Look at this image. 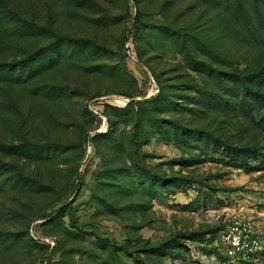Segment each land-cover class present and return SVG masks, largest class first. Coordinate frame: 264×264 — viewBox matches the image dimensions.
Instances as JSON below:
<instances>
[{"label": "rangeland", "instance_id": "rangeland-1", "mask_svg": "<svg viewBox=\"0 0 264 264\" xmlns=\"http://www.w3.org/2000/svg\"><path fill=\"white\" fill-rule=\"evenodd\" d=\"M138 1L0 0V264H264V0Z\"/></svg>", "mask_w": 264, "mask_h": 264}, {"label": "trees", "instance_id": "trees-1", "mask_svg": "<svg viewBox=\"0 0 264 264\" xmlns=\"http://www.w3.org/2000/svg\"><path fill=\"white\" fill-rule=\"evenodd\" d=\"M136 3V7L138 8V12L136 15V21H139L141 18V13L139 12V1L138 0H133ZM236 10L238 11H246L245 8V4L244 2L240 3L239 5H237ZM259 77H263L264 78V67H262L256 74ZM256 75H252L250 76V78H242L240 79V83L242 85L243 88H245L246 90L252 92L255 94V96H257V98H260L261 101L264 103V97L262 95H260L259 93H257L253 88L255 86L254 82L249 81L248 79H252L254 77H256ZM241 78V77H238ZM160 95L156 98H154L152 101H138V102H134L132 101L127 108L123 109L127 110L129 112V114L138 120V122L142 125L145 123V116L147 114H149V116L157 121V113H170L172 106L168 107L169 104H172L170 100H168L166 95H165V89L161 88L160 90ZM128 99H134L135 96H131L128 95L126 96ZM151 103V108H146V104ZM169 103V104H166ZM117 111H121V109L119 108H115ZM145 109V111H144ZM155 126H161L163 128V124L162 121L161 122H155ZM178 126V125H176ZM179 127V126H178ZM167 134V133H166ZM114 137V136H112ZM134 141H137L136 139H134ZM160 186L162 188H165L167 191H170V184L167 180L161 179L160 180ZM65 211H66V207H63L57 214L60 216L65 215ZM226 261H229V259H226ZM243 264H254L252 262H245Z\"/></svg>", "mask_w": 264, "mask_h": 264}, {"label": "built area", "instance_id": "built-area-1", "mask_svg": "<svg viewBox=\"0 0 264 264\" xmlns=\"http://www.w3.org/2000/svg\"><path fill=\"white\" fill-rule=\"evenodd\" d=\"M234 224H239V222H234ZM238 227H229L227 231L223 233V240L228 245L227 255L230 259H238V256L244 250L252 252L259 248L260 243L256 240H252L250 244L245 245L244 240L240 236H234L233 231H236Z\"/></svg>", "mask_w": 264, "mask_h": 264}, {"label": "bare ground", "instance_id": "bare-ground-1", "mask_svg": "<svg viewBox=\"0 0 264 264\" xmlns=\"http://www.w3.org/2000/svg\"><path fill=\"white\" fill-rule=\"evenodd\" d=\"M118 103H123V102H125V101H123V100H121V99H118Z\"/></svg>", "mask_w": 264, "mask_h": 264}]
</instances>
